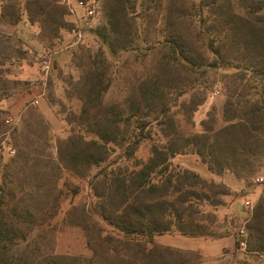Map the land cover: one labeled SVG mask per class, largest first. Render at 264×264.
Instances as JSON below:
<instances>
[{"label": "rangeland", "instance_id": "rangeland-1", "mask_svg": "<svg viewBox=\"0 0 264 264\" xmlns=\"http://www.w3.org/2000/svg\"><path fill=\"white\" fill-rule=\"evenodd\" d=\"M39 1L33 21L0 0L20 17L0 19L1 259L201 264L160 239L233 236L219 264H264V0ZM154 147L175 153L150 177L180 218L151 243L104 211Z\"/></svg>", "mask_w": 264, "mask_h": 264}, {"label": "trees", "instance_id": "trees-1", "mask_svg": "<svg viewBox=\"0 0 264 264\" xmlns=\"http://www.w3.org/2000/svg\"><path fill=\"white\" fill-rule=\"evenodd\" d=\"M12 5L13 10L12 8L6 10V8L8 9V6L2 8L0 19L3 22L17 23L19 21L20 17L14 9L15 3ZM32 6H37L38 8L37 15L34 17H32ZM26 10L33 21L37 18H42L41 16L45 14L44 7L40 4L39 0H26ZM171 43L174 55L178 56L181 54L179 47H177L174 42ZM183 60L188 62L187 58H183ZM259 103L260 105L258 107L254 106L253 112L262 111L264 105L263 96L259 98ZM174 155L175 153H167L164 148L154 147L151 151L152 157L150 159V165L147 166L146 173L144 171V173L141 172L139 176H137V180L132 177L114 180L115 193L120 201L116 207L111 204L112 207L109 211H104L105 219L110 220L109 222L111 226L124 234L145 236L151 243L153 242L155 235L173 230L176 225L171 218L172 216L180 218L179 212L164 200L169 196L167 190L160 191V186L155 185L150 176L153 171L160 166H162L163 169H167L166 164H168L169 159ZM171 178L172 177H169L166 181L170 185L173 183ZM173 189L176 192L174 187ZM143 194H146V197L142 199L141 195ZM2 228V223H0V236H2L3 232L7 234V232H5L6 229L4 230ZM178 230L182 231L180 229ZM191 236L207 235L193 232L191 233ZM238 246L239 242L236 241V247L238 248ZM1 249H4V247ZM21 261L22 260H14L12 257L10 260L1 259L0 257V264H21Z\"/></svg>", "mask_w": 264, "mask_h": 264}, {"label": "crops", "instance_id": "crops-1", "mask_svg": "<svg viewBox=\"0 0 264 264\" xmlns=\"http://www.w3.org/2000/svg\"><path fill=\"white\" fill-rule=\"evenodd\" d=\"M161 244L194 250L199 253L203 262L201 264H219L226 257H230L231 253L236 248V240L232 237H222L213 240L201 238H184V237H162Z\"/></svg>", "mask_w": 264, "mask_h": 264}, {"label": "built area", "instance_id": "built-area-1", "mask_svg": "<svg viewBox=\"0 0 264 264\" xmlns=\"http://www.w3.org/2000/svg\"><path fill=\"white\" fill-rule=\"evenodd\" d=\"M78 6L81 7L82 9L85 10L86 14L88 16H93L94 15V11H95V4L93 0L90 1H86V0H78ZM43 70L44 71H48L49 70V60L48 59H44L43 61ZM256 182L258 183H263L264 182V177L262 176H258L255 179ZM245 205L246 206H251V202L249 200L245 201ZM245 231L242 230L240 232V236H244ZM240 244L243 246L245 243L243 241L240 242Z\"/></svg>", "mask_w": 264, "mask_h": 264}]
</instances>
